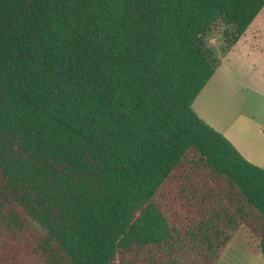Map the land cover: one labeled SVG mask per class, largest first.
I'll return each mask as SVG.
<instances>
[{"label":"trees","instance_id":"16d2710c","mask_svg":"<svg viewBox=\"0 0 264 264\" xmlns=\"http://www.w3.org/2000/svg\"><path fill=\"white\" fill-rule=\"evenodd\" d=\"M264 0H0L3 264L264 258V169L194 111Z\"/></svg>","mask_w":264,"mask_h":264},{"label":"crops","instance_id":"0c3cea01","mask_svg":"<svg viewBox=\"0 0 264 264\" xmlns=\"http://www.w3.org/2000/svg\"><path fill=\"white\" fill-rule=\"evenodd\" d=\"M218 56L219 65L192 107L246 160L264 169V115L260 110L264 111V6L227 53L222 56L218 51ZM231 241L216 264L222 262ZM251 259L250 264H264L259 254Z\"/></svg>","mask_w":264,"mask_h":264},{"label":"rangeland","instance_id":"374dc122","mask_svg":"<svg viewBox=\"0 0 264 264\" xmlns=\"http://www.w3.org/2000/svg\"><path fill=\"white\" fill-rule=\"evenodd\" d=\"M221 30L222 28L220 26H215L206 37L207 46L213 49L216 53H218L220 46L223 44ZM260 110L261 114L264 115V111L262 109ZM235 233L236 235L234 239L231 238L232 241L230 240L232 242L231 247H229V249L225 253L224 258L220 264H250L252 260L251 258H253V260H256L255 256L257 254H259L264 263V258L262 256L261 250L260 248H258L259 243L249 232V230L244 226H241ZM2 260V257H0V264H3Z\"/></svg>","mask_w":264,"mask_h":264}]
</instances>
